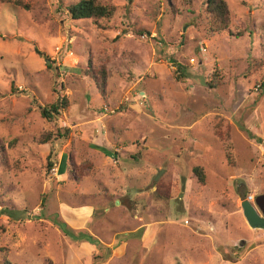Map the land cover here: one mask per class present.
<instances>
[{
  "label": "rangeland",
  "instance_id": "1",
  "mask_svg": "<svg viewBox=\"0 0 264 264\" xmlns=\"http://www.w3.org/2000/svg\"><path fill=\"white\" fill-rule=\"evenodd\" d=\"M79 1L0 0V264L264 254V229L241 214L264 196V0H225L231 25L215 34L205 0H97L114 8L98 20L73 19ZM89 61L109 71L106 97ZM63 94L68 108L43 117ZM64 205H88L89 224L67 225Z\"/></svg>",
  "mask_w": 264,
  "mask_h": 264
},
{
  "label": "trees",
  "instance_id": "2",
  "mask_svg": "<svg viewBox=\"0 0 264 264\" xmlns=\"http://www.w3.org/2000/svg\"><path fill=\"white\" fill-rule=\"evenodd\" d=\"M7 1V0H1ZM172 11H176L173 0H168ZM68 12L73 19H101L110 18L114 14V8L112 6L104 5L99 3L97 0H80L79 2L72 4L68 7ZM205 13L207 15V23L211 33H220L228 29L231 25V12L230 8L225 0H205ZM140 35L143 33L141 30L138 31ZM149 33V32H148ZM147 33V34H148ZM239 35H242L241 33ZM166 48V47H165ZM39 53L42 54L41 51ZM88 68H83L85 75L94 79L97 83L99 91L106 97L107 96V85L109 78V71L102 67L94 66L90 61L88 62ZM50 67V66H49ZM217 75V72H215ZM62 89L65 88L64 84H61ZM70 105L69 99L66 95H61L58 99L47 103L44 106H39L40 113L45 118L54 119L62 114V111L66 110ZM67 129V127H66ZM216 135L222 138L224 133L218 128L215 130ZM230 132V128L226 131L227 135ZM60 135V134H58ZM51 137V135H49ZM49 137L45 136L41 141L44 143L48 142ZM117 156V154H116ZM50 158V157H49ZM49 166H52V162L49 161ZM76 168V167H75ZM193 173L197 177L198 181L204 183L206 180L205 168L197 165L193 168ZM80 180V177H78ZM82 179V178H81ZM156 195L159 198H168L171 196L170 185L160 181L156 190ZM259 203L264 209V196H259ZM44 201V200H43ZM5 264H11L6 261Z\"/></svg>",
  "mask_w": 264,
  "mask_h": 264
},
{
  "label": "crops",
  "instance_id": "3",
  "mask_svg": "<svg viewBox=\"0 0 264 264\" xmlns=\"http://www.w3.org/2000/svg\"><path fill=\"white\" fill-rule=\"evenodd\" d=\"M197 123L194 122V124ZM192 126V124H191ZM65 163V162H64ZM64 163L62 164V168H61V172L63 173L65 171V168L66 166H64ZM246 197H243L241 200H244L246 199ZM62 209H66V210H62ZM62 214L64 215H61L63 217V219L65 220L66 224L67 225H70L72 228H75V229H80V228H85L87 226V224H89L90 220H91V215L89 213H91L90 211V207L87 206H82V207H76V208H72V207H68L67 205H64L63 208H62ZM240 213H241V210H240ZM243 215V212L241 213ZM244 222L247 223L245 217L243 218ZM157 221H152L151 223H149V225H153L154 223H156ZM247 226H249V224L247 223ZM140 228V227H139ZM251 228V227H250ZM132 232V231H130ZM129 235V234H128ZM246 242V240H245ZM239 244L241 245L242 244V241L240 240ZM249 243L247 242L246 243V246L248 245ZM250 247V246H249ZM113 251H115V254L118 256V254H125L126 255V250H127V246H126V243H121L118 247L116 248H112ZM258 250L256 249L255 246L253 247H250L246 254H245V257L248 256L250 253H252V251H255V250ZM112 252V250H111ZM112 254V253H111ZM113 254L111 255L110 259H113L116 257V255ZM233 255L234 256H238L239 253L237 251H233ZM251 256H253L251 254ZM251 256H250V259L248 260V263L247 264H264V254L263 253H257L254 257V259H251ZM186 264H193L192 261H188Z\"/></svg>",
  "mask_w": 264,
  "mask_h": 264
},
{
  "label": "water",
  "instance_id": "4",
  "mask_svg": "<svg viewBox=\"0 0 264 264\" xmlns=\"http://www.w3.org/2000/svg\"><path fill=\"white\" fill-rule=\"evenodd\" d=\"M160 174L156 177V179L160 176ZM241 208L243 215L251 228L264 229V209L259 203L258 197L253 201L248 198L242 200Z\"/></svg>",
  "mask_w": 264,
  "mask_h": 264
},
{
  "label": "built area",
  "instance_id": "5",
  "mask_svg": "<svg viewBox=\"0 0 264 264\" xmlns=\"http://www.w3.org/2000/svg\"><path fill=\"white\" fill-rule=\"evenodd\" d=\"M153 35H154V34H153ZM248 199L252 201V199H253V196H249V197H248Z\"/></svg>",
  "mask_w": 264,
  "mask_h": 264
}]
</instances>
